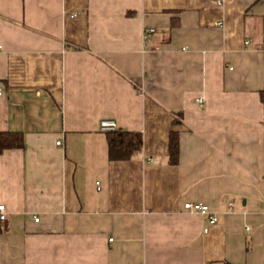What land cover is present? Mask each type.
<instances>
[{"label":"crops","instance_id":"1","mask_svg":"<svg viewBox=\"0 0 264 264\" xmlns=\"http://www.w3.org/2000/svg\"><path fill=\"white\" fill-rule=\"evenodd\" d=\"M0 88V264H264V0H0Z\"/></svg>","mask_w":264,"mask_h":264},{"label":"trees","instance_id":"2","mask_svg":"<svg viewBox=\"0 0 264 264\" xmlns=\"http://www.w3.org/2000/svg\"><path fill=\"white\" fill-rule=\"evenodd\" d=\"M264 126V120H263ZM108 157L110 160H127L141 148L142 139L138 133L115 130L107 132ZM24 146L23 135L19 132H0V154L7 149H19ZM178 136L176 132L169 135V160L178 161ZM228 264V263H226Z\"/></svg>","mask_w":264,"mask_h":264},{"label":"built area","instance_id":"3","mask_svg":"<svg viewBox=\"0 0 264 264\" xmlns=\"http://www.w3.org/2000/svg\"><path fill=\"white\" fill-rule=\"evenodd\" d=\"M153 32V29H147L145 30V37L148 33ZM2 95V90L0 88V96ZM198 103H201V99L197 100ZM99 128L101 131L108 132V131H115L117 129L116 123L113 120L103 119L99 123ZM57 145L60 144V142L56 143ZM96 185H98V182H96ZM183 209L186 212H195L202 215H205L208 220V225L215 224L217 221V218L215 215L210 211V208L206 204L202 203H192V202H185L183 204ZM5 218V207L3 205H0V220H3ZM35 222L38 221V218L34 219ZM208 230V227L204 228V232Z\"/></svg>","mask_w":264,"mask_h":264}]
</instances>
